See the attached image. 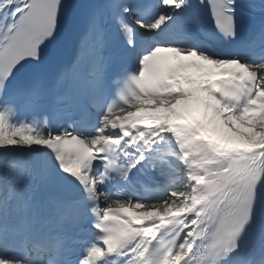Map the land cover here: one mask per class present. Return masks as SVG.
<instances>
[{
	"label": "snow or ice",
	"instance_id": "obj_1",
	"mask_svg": "<svg viewBox=\"0 0 264 264\" xmlns=\"http://www.w3.org/2000/svg\"><path fill=\"white\" fill-rule=\"evenodd\" d=\"M0 264H264V0H0Z\"/></svg>",
	"mask_w": 264,
	"mask_h": 264
}]
</instances>
